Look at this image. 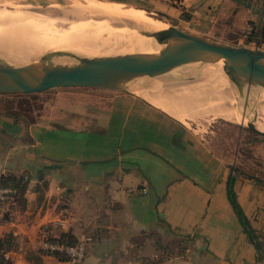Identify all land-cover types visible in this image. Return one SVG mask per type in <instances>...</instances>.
Masks as SVG:
<instances>
[{
    "label": "crops",
    "instance_id": "0c3cea01",
    "mask_svg": "<svg viewBox=\"0 0 264 264\" xmlns=\"http://www.w3.org/2000/svg\"><path fill=\"white\" fill-rule=\"evenodd\" d=\"M96 1L166 15L227 44L262 22L264 11V0L259 10L240 0ZM112 116L123 148L98 135L97 125ZM208 140L131 92L0 93V176L27 177L0 238L16 232L34 239L42 225L76 239L85 234L91 240L79 264H264V180L235 174L232 183L249 233L228 199L232 170ZM2 260L72 264L47 254Z\"/></svg>",
    "mask_w": 264,
    "mask_h": 264
},
{
    "label": "bare ground",
    "instance_id": "6f19581e",
    "mask_svg": "<svg viewBox=\"0 0 264 264\" xmlns=\"http://www.w3.org/2000/svg\"><path fill=\"white\" fill-rule=\"evenodd\" d=\"M0 1L2 62L25 63L40 57L66 61L74 55L152 52L167 46L162 38L144 33L166 28V24L139 8L94 0H66L69 6L41 8L13 7L8 0ZM188 75H196L197 80ZM236 77V73L224 72L220 64L188 66L136 84L129 91L190 129L201 120L221 118L264 133V88L255 82L234 85Z\"/></svg>",
    "mask_w": 264,
    "mask_h": 264
},
{
    "label": "water",
    "instance_id": "95a60500",
    "mask_svg": "<svg viewBox=\"0 0 264 264\" xmlns=\"http://www.w3.org/2000/svg\"><path fill=\"white\" fill-rule=\"evenodd\" d=\"M144 33L162 38L167 46L152 52L74 55L65 62L49 57L25 63L0 61V93L29 94L62 87L130 92L131 87L151 78L182 71L188 66L202 68L212 64H220L229 75L238 74L232 79L234 85L255 82L264 88V50L216 41L173 24ZM186 78L197 80L196 75ZM250 130L264 138V133Z\"/></svg>",
    "mask_w": 264,
    "mask_h": 264
},
{
    "label": "rangeland",
    "instance_id": "374dc122",
    "mask_svg": "<svg viewBox=\"0 0 264 264\" xmlns=\"http://www.w3.org/2000/svg\"><path fill=\"white\" fill-rule=\"evenodd\" d=\"M109 2L112 1H107L102 3H109ZM0 3L3 2L0 1ZM8 3L12 4L13 7L16 6L35 7L32 5L46 7L55 4L56 5L64 4L61 6H69L70 4V2L66 0H8ZM27 3L32 5H23ZM117 3L119 2H114L111 4L122 5L130 9L138 8L124 3H120V4ZM7 9L9 11H12V8H7ZM150 12L153 16L159 19V21L164 22L166 26L171 24L176 25L175 23H170L168 20L158 15L157 13L152 11ZM248 30L249 27L243 32L242 36L240 37V40L236 41L235 43H232L231 45L234 44V46H242L250 49L264 50V43L258 45L254 42H246L247 39L246 33ZM25 52L26 51H12L13 54H17V53L19 54ZM71 59H68L66 61H70ZM118 122H119V117L112 116L111 119L108 120V122L107 121L100 122V124L97 125V127L99 128L98 135L100 137L107 136L106 138H108V141L110 142V145L113 148L124 147L123 139L121 141L119 140L121 134L119 131L120 123ZM91 126L92 125H90L87 129H89ZM184 127L186 131L191 133L193 132L195 135L200 136V138L202 139L208 138L210 148L213 149V151H215L219 155H221V157L226 161V163H228L227 165L232 169V171L234 170L233 172L235 174H239L242 177H248V178L254 177L259 180H264V138L261 135L248 129L242 124L235 122H227L226 120L221 118H211L207 121L201 120L199 121V123L196 122L191 129L187 128L186 126ZM88 133L89 135H93L95 134V131L89 129ZM142 140H146V139H142ZM94 143H98V141Z\"/></svg>",
    "mask_w": 264,
    "mask_h": 264
},
{
    "label": "built area",
    "instance_id": "2783aa9c",
    "mask_svg": "<svg viewBox=\"0 0 264 264\" xmlns=\"http://www.w3.org/2000/svg\"><path fill=\"white\" fill-rule=\"evenodd\" d=\"M17 190L11 186L0 185V225L10 223L15 217ZM14 246L10 249L0 247V258L9 259L13 253L26 254L28 252L60 253L69 257L72 264H79L85 257L87 244L91 237L81 235L75 243L68 244L57 240L59 234L50 226L42 225L37 228L34 239H28L19 233L12 232Z\"/></svg>",
    "mask_w": 264,
    "mask_h": 264
},
{
    "label": "trees",
    "instance_id": "16d2710c",
    "mask_svg": "<svg viewBox=\"0 0 264 264\" xmlns=\"http://www.w3.org/2000/svg\"><path fill=\"white\" fill-rule=\"evenodd\" d=\"M240 1L246 2L247 4L249 3L255 9L258 8V10L260 9V5L262 2V0H240ZM260 14L263 15V20H262V22H259V21L258 22L257 21L250 22L249 30L246 33L247 34L246 42H254L258 45L264 43V11ZM234 178H235V173H230L228 178H227L228 199H229V202H230L234 212L238 216L243 228L245 230H247V223H246V220L244 218V214H243L242 209L240 208V206L237 202L236 195H235L234 190L232 188V183L234 181ZM26 184H27V177H25L24 175L16 176V175H11V174H6V175L0 176V185L11 186L17 190V201H19V199L23 196L25 189H26ZM247 231L250 233L249 230H247ZM57 240L60 242L73 244L76 242L77 239L71 237L70 235H68L66 233H59ZM14 244H15L14 238L11 234H7L4 237L0 238V247H2L4 249H10L14 246ZM38 254H45V253H43V252L41 253L40 251H37L36 253L35 252H28L25 255L28 258H34ZM49 255H52V256H54L57 259L62 260V261H69V257L64 255V254L52 253ZM2 262H4V261L0 258V263H2Z\"/></svg>",
    "mask_w": 264,
    "mask_h": 264
},
{
    "label": "flooded vegetation",
    "instance_id": "af4514ba",
    "mask_svg": "<svg viewBox=\"0 0 264 264\" xmlns=\"http://www.w3.org/2000/svg\"><path fill=\"white\" fill-rule=\"evenodd\" d=\"M23 5H32V4H23ZM32 6H35V7H42V6H37V5H32Z\"/></svg>",
    "mask_w": 264,
    "mask_h": 264
}]
</instances>
